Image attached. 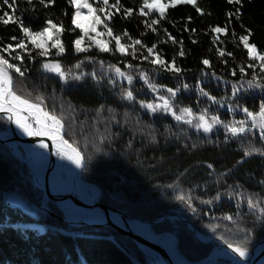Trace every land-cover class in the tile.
Here are the masks:
<instances>
[{"label": "trees", "instance_id": "obj_1", "mask_svg": "<svg viewBox=\"0 0 264 264\" xmlns=\"http://www.w3.org/2000/svg\"><path fill=\"white\" fill-rule=\"evenodd\" d=\"M114 2L109 0L110 4ZM120 3L121 11L108 23L114 35L123 37L122 43H131L123 36L127 30L132 39L146 45H136V59L97 49L77 53L73 41L81 33L79 29L71 30L75 8L69 0H55L47 8L39 0H33L31 5L27 0H16L15 14L26 27L41 30L48 19L64 25L61 39L65 53L56 56V49H52L48 57H41L33 51L31 58L21 53V65L11 58L19 49L11 54L0 52L10 63L27 69L23 77L12 73L14 90L33 102L42 97L46 110L61 118L66 139L85 158L83 180L102 190L101 204L121 210L131 219L148 222L172 216L152 229L159 236L173 234L181 253L190 261L209 257L217 245L198 241L188 224L175 219L177 216L187 219L204 237L213 236L252 251L264 241V155L260 154L264 152V140L260 131L251 128L233 137L225 130L207 136L169 116H152L138 104L122 101L113 95L103 74L112 72L110 65L134 73L131 75L137 89V84L143 83L139 75L145 73L149 80L154 79V85L179 89L178 97L172 98L175 104L193 112L207 110L224 122L246 117L242 110L245 107L258 114L264 91L247 89L246 83L239 85L240 67L248 73L245 81L253 75L252 69L246 67L253 61L248 60L239 37L250 31L249 43L264 53V0L178 4L167 10L165 18L154 26L155 32L143 22L155 18V13L149 17L136 14L142 0ZM197 7L203 14L197 12ZM0 8L11 14L3 0ZM124 8L132 9L133 15L125 17ZM215 27L227 31L218 35L212 31ZM169 35L176 43L168 39ZM19 39L23 35L17 24L0 23V48L9 44L14 47ZM153 45L166 62H175L181 70L179 74L157 70L149 62L150 57L143 59ZM181 47L183 56L179 55ZM218 49L232 55L220 57ZM204 59L209 60L210 67L202 63ZM56 61L66 72L83 73L82 79L69 76L65 81L50 76L42 65ZM81 61V67L75 68ZM233 71L236 75H232ZM185 84L188 88H184ZM233 84L240 89L235 97ZM143 89L146 92V87ZM230 106L234 111L229 110ZM0 117V132L10 130L9 121ZM246 151L251 155L246 156ZM43 204L44 193L34 187L26 164L8 145H0V264H136L132 258L138 264H151L129 237L111 228L97 230L62 223L44 212ZM49 208L64 217L54 202L49 203ZM229 216L231 220L225 219ZM41 226L45 231L39 230Z\"/></svg>", "mask_w": 264, "mask_h": 264}, {"label": "snow or ice", "instance_id": "obj_2", "mask_svg": "<svg viewBox=\"0 0 264 264\" xmlns=\"http://www.w3.org/2000/svg\"><path fill=\"white\" fill-rule=\"evenodd\" d=\"M70 4L74 6L75 11L71 18V24L74 26L71 30L75 31L76 29L80 30L81 35L73 41L74 49L77 53L88 52L92 47H95L100 52H109L112 49L109 47V44L115 42V51L119 52L122 56L131 54L133 59H136V45H139L141 48H145L146 45L142 43L139 39H132L127 30L124 31L123 36H127L131 43H122V36L114 35L112 28L109 26V21L112 19L114 14H118L121 11L122 5L120 0H115L114 3H109V0H69ZM229 3H240V0H228ZM27 3L31 5L33 0H27ZM39 3L45 8L53 5L55 0H39ZM94 3L99 4V7H95ZM3 4L7 5L11 9V14L9 11H3L0 9V23L8 25L10 23L17 24L20 28V31L23 35V39H19L15 46L9 44L4 48H0V52H7L11 54L12 52H17V55L12 56L13 60H19L21 65L23 64V56L21 53H27L31 58L32 52L36 51V54L41 57H48L51 54L52 49H56L55 55L61 56L65 53L64 43L61 39L65 28L62 23H55L51 19L45 21L46 26L41 30H32L29 27H26L23 21L16 16V0H3ZM178 4H191L196 6L197 0H142V3L139 6V10L136 13L142 17L152 16L153 13L156 14V17L150 21L145 19L143 22L145 26L151 29L153 32L156 31L154 27L157 25L160 20L164 19L166 12L169 8H174ZM86 9L87 11H83ZM115 9V13L112 11ZM197 12L202 11L199 7L196 8ZM125 17H130L133 15V10L124 8ZM99 13V14H98ZM103 14V19L101 15ZM103 26L104 31H98V27ZM166 31V30H165ZM194 31V30H193ZM214 33H226V28L215 27L212 29ZM247 31V30H246ZM94 34V35H93ZM233 35H235L233 33ZM107 36L110 39L105 40L102 37ZM251 32L248 31L247 35H242L239 37V42L243 45L244 49L247 50V56L249 61L253 63H248L247 68L252 69L253 75L251 79L245 81L244 77L248 74L245 71V67H240L241 80L240 86L243 87L246 83L247 89H260L264 91V53L259 52L255 44L249 43V37ZM17 40L16 37L12 38ZM85 39L89 42L85 44ZM168 39L172 40L173 43H176L175 39L169 35ZM219 39V37H216ZM182 45V41L180 42ZM195 43V41H193ZM31 45V48H29ZM156 45L147 48L148 56H144V60H149V57H154L149 62L153 65H160L165 71L173 72L175 74L180 73V69L175 66L173 61L171 64L166 62L158 53L155 52ZM131 49V52H129ZM218 54L220 57L225 55H232L231 53H226L222 49H218ZM185 53L183 48L179 52L180 56H183ZM83 62L76 64L75 68H80ZM202 63L206 67H210V62L207 59H204ZM43 68L47 71L56 73L61 80L67 81L69 76L72 79L80 80L82 79L83 73L81 75H75L71 73V70L66 72L62 65L56 62H45ZM126 67L129 69L133 68V65L127 64ZM110 68L115 71L117 77H123L128 81L129 84L132 83L133 76L129 73L122 72L119 67L115 65H110ZM257 69L259 71L257 72ZM27 69L22 70L20 65L10 63L9 59H6L4 55H0V114H4L6 119L10 122L15 123L18 129L21 130L25 135L30 137H48L52 140L53 145L56 147V154L61 159H67L73 163L77 168L84 167V157L81 155L80 151L70 144L67 140L64 139L62 133L64 129V124L60 117L46 110L43 106V98L37 97L38 102L30 101L27 98H24L16 93L13 88V76L12 73H16L19 76L23 77ZM95 77V74H92ZM215 76V73H213ZM232 75H236L233 71ZM141 79H144L148 83L147 76L145 73H140ZM217 79H219L217 77ZM112 82V81H110ZM156 91L154 85H149ZM184 88H188V85H184ZM179 91L173 90L171 88L167 89V92L170 94L171 98H175L176 93ZM201 93L205 96H208L207 92H204L203 89L200 90ZM240 89L236 84H233V97L237 95ZM124 98L128 100L134 99L132 92L127 91ZM210 100L214 103L217 101L214 97L209 96ZM162 101V104H141V107H146L149 111L155 112L158 110H163L172 114L178 122L186 123L190 126L195 127L198 131L203 130L204 133H209L212 131V128L216 124L222 123L218 117H211V122L207 119V110H205L198 117L195 116L190 108H184L180 110V114L172 110L171 99L166 97H159ZM230 111L234 109L230 106ZM243 112L246 114L248 120L252 122V128L259 127L261 133V139L264 140V103L260 105V110L258 114H254L252 111H249L248 108H243ZM187 117V118H186ZM2 118V117H0ZM193 120L198 121L193 124ZM226 130L232 134L233 137H236L245 132L251 131L250 128L246 126L245 120L235 121L231 124L224 125ZM41 148H47L48 146L44 143L39 145ZM255 151H259L258 149ZM261 155H264V152H260ZM245 155H251V151H246ZM211 167V165H209ZM178 199L184 200V196H179ZM205 203H208L207 201ZM250 207H252L251 201L249 202ZM191 207V204L188 205ZM195 211V209H193ZM225 219L231 220L232 217H226ZM215 231V228H213ZM227 243V247L241 259H244L247 256V251L242 245H233L232 243Z\"/></svg>", "mask_w": 264, "mask_h": 264}, {"label": "water", "instance_id": "obj_3", "mask_svg": "<svg viewBox=\"0 0 264 264\" xmlns=\"http://www.w3.org/2000/svg\"><path fill=\"white\" fill-rule=\"evenodd\" d=\"M14 88V81H13ZM0 116H4V114H0ZM5 117V116H4ZM6 118V117H5ZM10 122V121H9ZM11 129L4 133H0V144L11 146L12 144L20 145L24 150L27 151L25 163L28 166V169L33 177L34 186L44 191V204L43 211L51 215L57 221L62 223L74 226V227H90L94 229H105L111 228L119 233L121 236L129 237L133 240V242L139 247V249L145 254L146 258L151 259L154 264H156L153 256L158 257L164 261V264H180L179 261L184 262L185 264H207L210 261L214 260L220 251H228L233 259L225 258L231 260L234 264H264V242H261L255 246L253 251L247 252V256L244 259L239 258L231 250L227 247V243L223 240L210 238L202 240L200 233L196 230V228L188 221L185 220L190 229L194 232V234L198 237L200 241H204L206 244L216 243L218 247L212 252V254L207 258L200 262H191L188 258H186L180 251L178 247V243L174 242L177 247L178 257L175 258L172 253L168 251V249L159 243L153 242L150 239L146 238L145 235L139 233L130 227L132 223L136 225L145 224L149 227L155 226L159 223H162L165 219L170 218L167 216L165 219H162L155 223H149L145 221H140L136 219L129 218L125 213L120 210L113 209L109 206L101 204L102 199V190L95 184L86 183L83 180V171L85 168V159H84V167L76 170V166L68 160V178L72 184V190L64 195H59L57 190L52 188V167H53V159L56 157L54 153V147L49 148V160L47 161V167L44 175V180L41 181L38 179L37 175L33 172L30 166L31 155L29 153L31 148L38 147L41 143L48 144L52 143V140L48 137H30L21 132L20 129L17 128L15 123L10 122ZM65 140V131L63 129L62 133ZM68 141V140H67ZM70 143V141H68ZM71 144V143H70ZM82 155V154H81ZM83 156V155H82ZM85 186L87 188H91L95 190L94 197L91 201H83L79 196V188L78 187ZM54 202L57 204L59 209L63 211L65 217H59L52 213L49 209V203ZM62 205H68V207H63ZM14 206V205H13ZM22 206H26L25 203ZM70 213V215H74L75 219H71L66 217V214ZM92 216L100 217L101 223H90V219ZM103 219V220H102ZM179 219H181L179 217ZM154 234V233H153ZM157 238H159L156 234H154ZM167 241L168 240H162ZM262 249L261 253L257 254V252ZM149 254V255H148ZM257 254V255H256Z\"/></svg>", "mask_w": 264, "mask_h": 264}, {"label": "rangeland", "instance_id": "obj_4", "mask_svg": "<svg viewBox=\"0 0 264 264\" xmlns=\"http://www.w3.org/2000/svg\"><path fill=\"white\" fill-rule=\"evenodd\" d=\"M89 2H93V0H89ZM94 6L95 7H99L100 5L99 4H97V3H94ZM1 9V8H0ZM83 11H87L86 9H84ZM114 13H115V9H113L112 10ZM99 14V13H98ZM101 15V18L103 19V14H100ZM98 31H104V29H103V26H99L98 27V29H97ZM218 35H221V34H225V33H217ZM94 35V34H93ZM102 39H105V40H109L110 38L109 37H107V36H104V37H102ZM89 42L87 41V39H85V44H88ZM109 47L112 49V51H109L108 53H112V54H120L119 52H116L115 51V42L114 41H112L110 44H109ZM92 49H96L95 47H92L91 48V50ZM98 50V49H97ZM129 52H131L130 50H129ZM81 53H83V52H81ZM121 55V54H120ZM129 56H131V54H129ZM151 59H154V57H150V60ZM155 67H156V69L157 70H160V71H165L160 65H154ZM112 70V69H111ZM48 72V74L50 75V76H55V77H58V75L56 74V73H54V72H50V71H47ZM165 72H167V73H172V72H169V71H165ZM111 74H113L114 76V78L112 77L111 78ZM132 75L134 74V73H131ZM105 77H106V80H108V83H109V85H110V87L111 88H109V89H111L112 90V93H113V95H115V96H117L118 98H120L122 101H126V102H129L130 103V101L131 102H134V103H136V104H138L139 105V107H141V104L143 103V104H149V103H152V104H154V105H156V104H162V101L159 99V97H161V96H163V97H166V98H170L171 99V104H172V110L176 113V115H179L180 114V110L181 109H184V108H182V107H180L179 106V104L177 103V104H175L174 103V101H173V99L170 97V94L167 92V89H169V87H166V86H164V85H159V84H152V81H154V79H148L147 78V80H148V83H146L145 82V80L144 79H142V82L143 83H140V84H137V86L140 88V86H142V89H139V88H137V89H139V90H137L136 89V83H134L133 82V80H134V78H133V80H132V83L131 84H129L128 83V81L126 80V79H124L123 77H117L116 76V73H115V71L114 70H112V72L111 73H107V72H105L104 74H103ZM140 76V75H139ZM70 79V77L67 79V80H69ZM140 79H141V77H140ZM118 81V84L116 85L115 84V81ZM110 81H112V82H110ZM154 85L155 87H156V91H154L153 90V88L152 87H150L149 85ZM240 85V84H239ZM143 87H146V92H144V89H143ZM127 91H131L132 92V95H133V97H134V99H132V100H128V99H126V98H124V96H125V94H126V92ZM175 91V90H174ZM111 93V94H112ZM147 95V96H146ZM176 96L178 97V95H177V93H176ZM176 96H175V98H176ZM141 109L143 110V111H145L146 113H149L150 115H152V116H157L158 114H160V115H165V116H169V117H171V118H173V119H175L174 118V116L172 115V114H170V113H168V112H165V111H163V110H158V111H155V112H152V111H149L146 107H141ZM193 112V111H192ZM203 112H193V114L195 115V116H199L200 114H202ZM213 116H215V115H213V114H210L209 112H207V119H208V121L209 122H211V117H213ZM216 117H218V116H216ZM187 118V117H186ZM219 118V117H218ZM240 120H245L246 121V126L248 127V128H252V122H251V120H248L246 117H237V118H232V120L231 121H229V122H224L223 120H220L222 123H220V124H216V125H214V127L212 128V131L211 132H209V133H204L203 132V130L201 129V130H199V131H201L203 134H205V135H207V136H210V135H212L214 132H221V131H225L226 130V128L224 127V125H226V124H231V123H233V122H235V121H240ZM177 121V120H176ZM198 121H196V120H193V124H195V123H197ZM10 123V122H9ZM181 123H183V122H181ZM184 124H186V123H184ZM187 126H189V127H191V128H193V129H195V130H197L195 127H193V126H190V125H188V124H186ZM252 130H255V131H260V129H259V127H256V128H252ZM6 131H8V130H6ZM6 131H4V132H6ZM65 131V130H64ZM198 131V130H197ZM4 132H0V133H4ZM10 148H12V150H13V153H14V155L17 157V158H19V159H21V161L22 162H24L25 163V158H26V153H27V151L26 150H24L20 145H17V144H12L11 146H9ZM59 157V156H58ZM84 157V156H83ZM60 158V157H59ZM61 159V158H60ZM85 159V158H84ZM32 160H34V159H32ZM62 160V162H63V164H64V166L66 167V168H68V160L67 159H61ZM66 160V161H65ZM26 164V163H25ZM27 166V165H26ZM28 167V166H27ZM30 172V171H29ZM32 180H33V177H32ZM33 184H34V180H33ZM35 187V186H34ZM35 188H37V187H35ZM37 189H39V188H37ZM40 190V189H39ZM41 191H43V190H41ZM43 193H44V191H43ZM94 193H95V190H93V191H89V192H87V195H85V194H83V195H81V199L83 200V201H91V199L94 197ZM45 195V194H44ZM43 207V206H42ZM50 209V208H49ZM114 209V208H113ZM43 210V209H42ZM117 210V209H116ZM121 211V210H120ZM63 212V211H62ZM123 212V211H122ZM124 213V212H123ZM64 216H65V214H64ZM71 216H72V218H71ZM73 216L74 215H70V214H66V217H69V218H71V219H73ZM167 217V216H166ZM166 217H164V218H162V219H165ZM179 217L180 216H177V217H175V219H179ZM173 217L172 216H170V218H168V219H172ZM181 218V217H180ZM162 219H160V220H162ZM136 220H140V221H144V220H141V219H136ZM159 220V221H160ZM180 220H183L186 224H188L185 220H187V219H183V218H181ZM145 222H148V221H145ZM156 222H158V221H156ZM149 223H155V222H149ZM143 225H145V224H143ZM154 226H152V227H150V230H151V233H154V234H156L154 231H153V228ZM189 228H190V226H189ZM94 229V228H93ZM39 230L41 231V232H43V231H45L44 230V228L41 226V227H39ZM98 230V229H97ZM99 230H101V229H99ZM197 230V229H196ZM193 232V231H192ZM194 233V232H193ZM199 233V232H198ZM157 235V234H156ZM195 235V234H194ZM159 238H161L162 240H171V241H174V242H177L178 243V247H179V242H178V240L176 239V237L173 235V234H167V235H165V236H159V235H157ZM200 236L202 237V240H204V239H210V238H215V237H213V236H209V237H204L203 235H201L200 234ZM126 237V236H125ZM195 237L198 239V237L195 235ZM217 239V238H216ZM198 241H200L199 239H198ZM201 243H203V244H206L204 241H200ZM262 242H264V241H262ZM261 243V242H260ZM210 244H216V243H210ZM258 244V243H257ZM256 244V245H257ZM217 246H216V248L218 247V244H216ZM215 248V249H216ZM180 249V248H179ZM214 249V250H215ZM213 250V251H214ZM212 251V252H213ZM248 252V251H247ZM212 254V253H211ZM210 254V255H211ZM145 255V254H144ZM209 255V256H210ZM208 258V257H207ZM207 258H205V259H207ZM133 259V262L134 263H136V264H138V261H137V259H135V258H132ZM148 260L151 262V264H154L153 263V261L151 260V259H149L148 258ZM202 260H204V259H202ZM202 260H200V261H202ZM200 261H195V262H200ZM225 261H227V262H229V263H223V262H225ZM191 262H194V261H191ZM213 264H234L231 260H229V259H225V258H218L216 261H214V262H212Z\"/></svg>", "mask_w": 264, "mask_h": 264}, {"label": "bare ground", "instance_id": "obj_5", "mask_svg": "<svg viewBox=\"0 0 264 264\" xmlns=\"http://www.w3.org/2000/svg\"><path fill=\"white\" fill-rule=\"evenodd\" d=\"M10 129H11V126H10ZM46 145L48 146L47 148H41L38 146V147L30 149V151H29V153L31 155L30 166H31L33 172L37 175L38 179L43 181L45 171H46V167H47V161L49 160V154H48L47 150H49V148L54 147V153H55L56 157L53 159L52 188L54 190H57L59 195H64L65 193H68L72 190L71 181L69 180V178L67 176L68 168H66L67 166L66 167L64 166L62 160L56 154V147L52 143H48ZM32 159H34V160H32ZM76 170L78 171L79 168L76 167ZM78 188H79V195H80L79 197L80 198H81V195H83V194L87 195V192L93 191L91 188H87L85 186H82V187L80 186ZM62 206L68 207V205H62ZM68 214H70V213H68ZM73 219H75L74 216H73ZM101 222L102 221H101L100 217L98 218V217L92 216V218L90 219V223H93V224L94 223H101ZM130 227L136 231H139L140 234L145 235L146 238L150 239L151 241L164 245L168 249V251L173 254V256L175 258L179 259L177 247H176L174 241H171V240H168V242L167 241H161V238H157L153 233H151L150 227L147 225H143V224L136 225V224L132 223L130 225ZM261 251H262V249H260L257 252V254L261 253ZM248 252H251V251H248ZM218 258L233 259V256L228 251H220L218 253L217 257L207 264H213L212 262L216 261ZM153 259L155 260L156 264H164V261L158 257L153 256ZM179 262H180V264H185L184 262H182V263H181V261H179Z\"/></svg>", "mask_w": 264, "mask_h": 264}]
</instances>
